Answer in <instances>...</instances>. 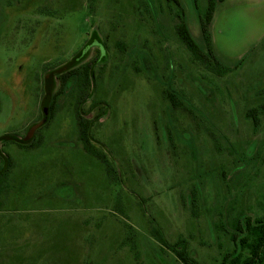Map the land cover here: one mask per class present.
<instances>
[{"label":"rangeland","instance_id":"1","mask_svg":"<svg viewBox=\"0 0 264 264\" xmlns=\"http://www.w3.org/2000/svg\"><path fill=\"white\" fill-rule=\"evenodd\" d=\"M206 7L207 0H0V167L12 160L0 264H182L152 228L171 242L187 238L194 255L218 264L232 249L233 218L262 215L264 0L217 2L209 46L200 21ZM178 14L213 54L209 64L181 42ZM84 64L89 97L78 105L85 88L69 81L34 143L20 145L45 112L49 118L63 76ZM77 105L117 178L83 149ZM252 108L259 125L247 115Z\"/></svg>","mask_w":264,"mask_h":264},{"label":"trees","instance_id":"2","mask_svg":"<svg viewBox=\"0 0 264 264\" xmlns=\"http://www.w3.org/2000/svg\"><path fill=\"white\" fill-rule=\"evenodd\" d=\"M172 1V0H168ZM176 3L180 4V0H173ZM224 0H207L206 11L200 15L201 27L203 31V35L206 41V45L210 44V35L209 28L212 23L217 2H223ZM183 12V10H182ZM178 22L176 24V33L180 38L181 42L185 45L187 50L193 56L195 60L200 61L203 65H207L210 63V56L213 57V54L209 51V54H206L200 45L196 42L193 35L190 32L189 26L186 24L184 19V14L175 15ZM82 69L75 68L70 70L66 76H63L62 84L60 90H58L53 100L50 104V115L48 120H51L55 114V110L58 108L59 98L62 97L65 86L69 81L74 82V87L79 86L82 89L85 88V95L80 94L78 96L77 104L79 105L82 100H85L90 95V87H91V74H90V65L84 64ZM166 98L171 101L174 108H179L178 104L175 101V97L172 92L166 91ZM84 96V97H83ZM77 105V106H78ZM79 106L77 107V109ZM78 128H79V140L82 144L83 149L101 160L104 165H106V169L109 175H113L114 178L118 177V171L111 166L108 161L107 154L103 152L101 149H98L95 143L92 141V136L90 134V122L85 120L82 117L80 109H78ZM256 108L249 109L247 112L248 116L255 117V124L259 125L261 119L256 117ZM261 113L264 114V104L261 105ZM1 139L4 141L9 138L3 136ZM12 141V139H10ZM34 140V139H33ZM25 142L23 139L19 140L20 145H32L34 141ZM5 165L0 167V206L3 202V197L5 193H7L8 188V179H9V170L12 165V160L10 157H4ZM191 194L193 196V200L191 202V214L194 217L199 216V210L197 209L199 203L197 198L195 197L194 188L191 190ZM264 204V203H263ZM264 209V208H263ZM122 213H125L122 209H120ZM233 228L235 231L230 234V245L232 247L228 249V252H225L222 258L219 260L218 264H264V210L262 215L256 217L254 221L251 217H248L246 221H243L239 217H235L232 220ZM219 224L218 222L216 223ZM152 235L154 238L165 246L169 251L174 254L176 260H179L182 264H205L197 255H194L189 246V240L185 237L179 238L175 242H171L167 239L163 231L159 228H152Z\"/></svg>","mask_w":264,"mask_h":264},{"label":"water","instance_id":"3","mask_svg":"<svg viewBox=\"0 0 264 264\" xmlns=\"http://www.w3.org/2000/svg\"><path fill=\"white\" fill-rule=\"evenodd\" d=\"M48 120V115H47V112H45L44 114V117L41 121L33 124L29 131L27 132L26 136L24 137V141L27 142V141H30L34 135H35V132L37 131L38 128H40L46 121Z\"/></svg>","mask_w":264,"mask_h":264},{"label":"flooded vegetation","instance_id":"4","mask_svg":"<svg viewBox=\"0 0 264 264\" xmlns=\"http://www.w3.org/2000/svg\"><path fill=\"white\" fill-rule=\"evenodd\" d=\"M7 134H8V133H7ZM5 135H6V134H5ZM33 139H34V137H33L31 140H33ZM31 140H30V141H31ZM12 141H13V139H12ZM30 141H27V142H30Z\"/></svg>","mask_w":264,"mask_h":264}]
</instances>
